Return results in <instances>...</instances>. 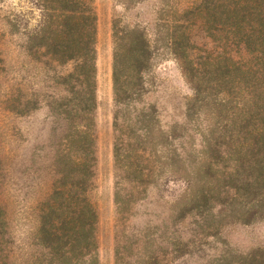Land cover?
<instances>
[{
	"label": "trees",
	"instance_id": "1",
	"mask_svg": "<svg viewBox=\"0 0 264 264\" xmlns=\"http://www.w3.org/2000/svg\"><path fill=\"white\" fill-rule=\"evenodd\" d=\"M35 2L40 19L22 33L23 50L42 59L63 91L45 101L63 122L55 146L57 177L39 205L33 251L25 260L16 254L9 222L0 219V264H100L91 196L98 107L94 0ZM8 24L12 34L19 32ZM168 33L193 95L185 123L164 126L159 108L146 98L150 40L141 29L114 26L115 264H166L169 255L191 253L228 225L264 217V0H200L181 12ZM184 139L188 147L175 144ZM165 176L185 184L172 205L171 227L164 221L134 230L137 207ZM179 223L186 227L182 236L170 230ZM207 264H264V248L247 254L227 249Z\"/></svg>",
	"mask_w": 264,
	"mask_h": 264
},
{
	"label": "rangeland",
	"instance_id": "2",
	"mask_svg": "<svg viewBox=\"0 0 264 264\" xmlns=\"http://www.w3.org/2000/svg\"><path fill=\"white\" fill-rule=\"evenodd\" d=\"M200 0H94L97 15L98 107L96 110L97 142L94 189L92 199L98 212L97 241L100 264H115L116 207L114 203V132L112 61L114 26L138 28L146 33L153 48V61L147 73V101L157 105L164 126L185 123L186 103L193 89L186 79L179 60L171 51V29L185 9ZM40 19L35 0H0V219L9 222V235L16 242L19 261L33 251L39 226V205L53 191L56 143L63 122L54 118L45 101L49 94H63L53 82V71L45 68L42 59L34 61L23 50L24 31L33 29ZM11 21L12 34L8 21ZM56 67L57 72L61 68ZM67 69L70 66L66 67ZM35 109H27L33 105ZM27 113L19 114L12 110ZM187 140L176 141L186 147ZM195 144L200 142L196 135ZM159 181L137 207L130 220L134 230L148 226L171 227L172 205L184 189V182ZM175 234L186 231L184 224L170 228ZM179 231L181 233H179ZM186 238V237H184ZM187 240V239H185ZM264 248V217L251 224H231L222 234L184 256L169 255L166 264H207L227 249L247 254Z\"/></svg>",
	"mask_w": 264,
	"mask_h": 264
}]
</instances>
